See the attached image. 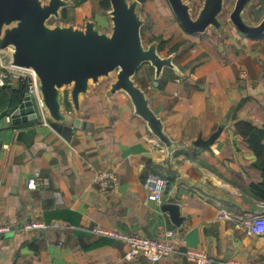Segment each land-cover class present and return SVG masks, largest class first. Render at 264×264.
Returning <instances> with one entry per match:
<instances>
[{
	"label": "crops",
	"instance_id": "obj_1",
	"mask_svg": "<svg viewBox=\"0 0 264 264\" xmlns=\"http://www.w3.org/2000/svg\"><path fill=\"white\" fill-rule=\"evenodd\" d=\"M73 1L63 21L84 25L93 18L110 27L101 0ZM159 25L171 41L164 55L180 43L174 58L179 70L166 67L155 85V68L145 62L136 78L174 139L193 144L223 126L213 150L194 146L170 155L126 92L106 96L105 79L82 101L90 126L75 127L69 140L43 114L16 124L11 114L1 117L0 222L44 220L49 226L0 236V264H196L179 252L129 257L127 242L93 231L102 225L156 236L162 224L178 229L180 247L204 249L210 264L230 258L264 264V234H251L236 220L263 210L264 200L251 189L262 179L256 154L235 128L239 119L264 125V34L192 33L171 16ZM106 169L118 173L119 185L103 193L96 175ZM37 171L50 179L48 186H29ZM152 173L169 178L161 199L145 185ZM165 201L180 203L186 216L181 227L163 210ZM62 210L72 216H58Z\"/></svg>",
	"mask_w": 264,
	"mask_h": 264
},
{
	"label": "water",
	"instance_id": "obj_2",
	"mask_svg": "<svg viewBox=\"0 0 264 264\" xmlns=\"http://www.w3.org/2000/svg\"><path fill=\"white\" fill-rule=\"evenodd\" d=\"M168 1L187 31L204 33L213 27L222 37L227 34L226 21L221 17L225 0H203L196 13L194 0ZM110 2L111 7L105 10L110 27L102 28L93 18H88L84 25L63 21L64 9L75 5L73 0H0V51L9 53L14 65L35 71L42 97L39 104L31 95H25L11 113L13 123L40 119L42 107L50 126L69 140L75 127L90 126L84 119L82 101L105 79L109 80L106 96L126 92L135 112L166 145L170 155L194 146L213 150L223 126L208 138L200 134L193 144L174 139L136 78L145 62L155 68V85L166 67L179 70L174 61L175 51L164 55L159 49L160 39L145 44L142 28L147 20L141 9L146 0ZM258 3L259 0H236L230 13L237 29L250 37L264 34V17L254 22L245 15ZM162 208L175 225L182 226L186 216L180 203L165 201Z\"/></svg>",
	"mask_w": 264,
	"mask_h": 264
},
{
	"label": "built area",
	"instance_id": "obj_3",
	"mask_svg": "<svg viewBox=\"0 0 264 264\" xmlns=\"http://www.w3.org/2000/svg\"><path fill=\"white\" fill-rule=\"evenodd\" d=\"M14 79L26 81L28 89L25 95H31L34 101L39 104L41 103L42 97L39 90V79L35 71L30 68L14 65L11 62L9 53L0 51V85L11 83ZM40 112L47 118L42 107ZM45 124H49V122L45 120ZM96 181L99 183L100 192L106 193L118 187L119 176L115 170L106 169L97 171ZM168 183L169 178L155 173L149 174L145 179V185L153 188L159 199L162 198ZM28 184L31 187H45L50 184V179L37 171L29 177ZM236 220L249 233L264 234V209L244 217L236 218ZM48 226L49 224L44 220H30L17 225L9 222H0V236L15 230L28 232L38 228H47ZM93 231L98 235H108L127 242L131 247L128 253L129 257L142 253L150 258L158 259L164 255L179 252L196 264H210L211 261L210 255L202 248L180 247L178 229L165 224L161 225L156 236L131 233L117 228H107L102 225L94 226ZM225 264H245V262L240 259L230 258Z\"/></svg>",
	"mask_w": 264,
	"mask_h": 264
},
{
	"label": "trees",
	"instance_id": "obj_4",
	"mask_svg": "<svg viewBox=\"0 0 264 264\" xmlns=\"http://www.w3.org/2000/svg\"><path fill=\"white\" fill-rule=\"evenodd\" d=\"M264 3V0H259L258 4ZM101 6L104 10L111 7L110 0H101ZM154 39H160L159 49L162 51L166 44V39L157 37ZM179 48V44H174L170 53L176 51ZM28 89L26 81L14 79L11 83L0 85V118L6 115H10L14 108L22 101ZM236 131L241 134L248 142L251 149L256 154V160L254 166L261 170L262 179L251 183V189L260 199L264 200V125L259 126L249 120L239 119L235 123ZM73 213V212H72ZM71 211H59L58 216L68 219L72 216Z\"/></svg>",
	"mask_w": 264,
	"mask_h": 264
},
{
	"label": "rangeland",
	"instance_id": "obj_5",
	"mask_svg": "<svg viewBox=\"0 0 264 264\" xmlns=\"http://www.w3.org/2000/svg\"><path fill=\"white\" fill-rule=\"evenodd\" d=\"M235 4H236V0H225V9L221 14V17L226 21V33L227 34L224 36H227L228 34H230V31H238L237 27L230 19V13L233 11ZM199 5L200 3L198 2V5H196L195 7V13L197 12V8ZM155 10L158 11L160 14L156 15ZM141 11H142L143 16L147 20L142 28V35H143L145 44H148L149 42L154 40V38H157V37H161V39L163 38L165 39L166 37L165 29L161 27V25L159 24L165 25L166 21L167 22L169 21V16H171L172 19L176 18L175 13L172 10V7L169 1L168 0H148L146 4L145 3L143 4ZM245 15L250 20L254 19L253 20L254 22L260 21L264 17V3L253 4L251 11L249 12L247 10ZM209 30L215 32L213 27H210ZM193 36L197 37L200 35L196 34ZM191 41L195 44L198 42L200 43L204 42V41H196V40H191ZM167 43L170 44L171 41L169 42V40H167ZM174 44H179V47H180L179 42H176Z\"/></svg>",
	"mask_w": 264,
	"mask_h": 264
}]
</instances>
